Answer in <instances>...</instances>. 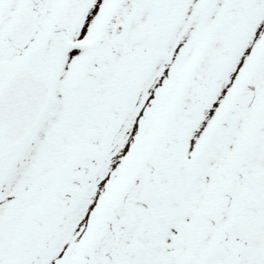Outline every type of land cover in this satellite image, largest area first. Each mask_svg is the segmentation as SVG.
I'll use <instances>...</instances> for the list:
<instances>
[{
	"label": "snow or ice",
	"instance_id": "6c2138e0",
	"mask_svg": "<svg viewBox=\"0 0 264 264\" xmlns=\"http://www.w3.org/2000/svg\"><path fill=\"white\" fill-rule=\"evenodd\" d=\"M0 264H264V0H0Z\"/></svg>",
	"mask_w": 264,
	"mask_h": 264
}]
</instances>
